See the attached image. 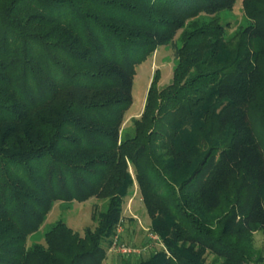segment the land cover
<instances>
[{
    "label": "trees",
    "instance_id": "trees-1",
    "mask_svg": "<svg viewBox=\"0 0 264 264\" xmlns=\"http://www.w3.org/2000/svg\"><path fill=\"white\" fill-rule=\"evenodd\" d=\"M236 1L0 0V264H102L130 164L160 242L137 264H264V0L230 37L214 16ZM171 44L125 132L137 66ZM91 197L94 229L26 245L54 201Z\"/></svg>",
    "mask_w": 264,
    "mask_h": 264
},
{
    "label": "rangeland",
    "instance_id": "rangeland-1",
    "mask_svg": "<svg viewBox=\"0 0 264 264\" xmlns=\"http://www.w3.org/2000/svg\"><path fill=\"white\" fill-rule=\"evenodd\" d=\"M242 1L237 0L231 10H224L214 16L227 26V35L230 37L250 22L244 13ZM175 64L174 47L171 44L159 46L146 60L137 66L132 86V101L125 112L122 124L125 132L133 131L132 120L133 118H138L141 115V111H143L147 91L154 73L158 72L160 75L159 86H165L172 80ZM252 118L256 135L264 149V129L260 126L256 115H253ZM129 171L133 184L129 190L130 193L122 202L119 221L121 227L116 233L117 240L115 241V235H113L110 243L105 244L107 256L102 264H137L138 257L146 256L160 246V242L152 237L153 233L150 229L151 219L142 200L139 183L131 164L129 165ZM106 207L107 199L100 197H91L83 202L56 200L53 202L39 229L28 236L26 245L31 246L34 243L44 244L45 232L59 220H62L80 234H83L86 227L94 229L97 224L98 213L105 210ZM121 244L125 245L124 248L132 249L133 252L129 254L121 252L119 250V245ZM253 245L256 250L264 254V231L253 233Z\"/></svg>",
    "mask_w": 264,
    "mask_h": 264
},
{
    "label": "built area",
    "instance_id": "built-area-1",
    "mask_svg": "<svg viewBox=\"0 0 264 264\" xmlns=\"http://www.w3.org/2000/svg\"><path fill=\"white\" fill-rule=\"evenodd\" d=\"M121 227V224H120V222L118 223V225H117V227H116V233H117V230L119 231V228ZM114 234L115 236H114V239H115V241L117 240V237H116V235L117 234ZM116 237V238H115ZM153 238H157V236L156 235H153L152 236ZM115 244H116V242H115ZM124 246L125 245H119V250L121 251V252H123V253H127V254H129V253H132L133 252V250L132 249H130V248H124ZM127 246V245H126ZM139 252V251H138ZM138 252H134V253H138Z\"/></svg>",
    "mask_w": 264,
    "mask_h": 264
},
{
    "label": "crops",
    "instance_id": "crops-1",
    "mask_svg": "<svg viewBox=\"0 0 264 264\" xmlns=\"http://www.w3.org/2000/svg\"><path fill=\"white\" fill-rule=\"evenodd\" d=\"M142 112V111H141Z\"/></svg>",
    "mask_w": 264,
    "mask_h": 264
}]
</instances>
